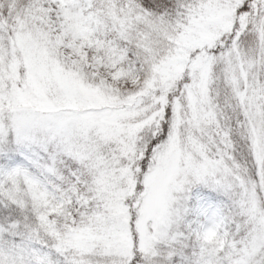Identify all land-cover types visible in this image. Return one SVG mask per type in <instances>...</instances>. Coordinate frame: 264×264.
Wrapping results in <instances>:
<instances>
[{
    "label": "snow or ice",
    "instance_id": "1",
    "mask_svg": "<svg viewBox=\"0 0 264 264\" xmlns=\"http://www.w3.org/2000/svg\"><path fill=\"white\" fill-rule=\"evenodd\" d=\"M0 264H264V0H0Z\"/></svg>",
    "mask_w": 264,
    "mask_h": 264
}]
</instances>
